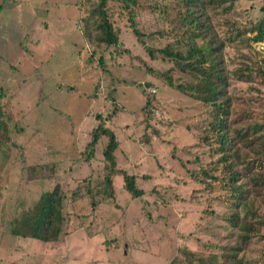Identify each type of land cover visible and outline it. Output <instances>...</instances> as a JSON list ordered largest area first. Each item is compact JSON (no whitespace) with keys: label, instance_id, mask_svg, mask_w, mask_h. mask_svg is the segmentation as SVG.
I'll return each mask as SVG.
<instances>
[{"label":"rangeland","instance_id":"374dc122","mask_svg":"<svg viewBox=\"0 0 264 264\" xmlns=\"http://www.w3.org/2000/svg\"><path fill=\"white\" fill-rule=\"evenodd\" d=\"M97 2L0 0V264H171L184 247L203 264H221L219 246L232 245L238 231L228 238L223 218L236 201L221 182L225 163L210 132L211 108L177 90L194 80L171 59L146 51L185 46L177 35L183 1L108 0L117 47L83 35ZM232 6L227 17H214L223 22L216 27L223 40L264 13V0ZM251 36L228 43L224 59L230 152L235 169L248 172L241 184L258 229L243 257L263 264L264 224L257 222H264V79L256 70L264 42L261 50ZM246 66L251 80L238 81L232 72ZM100 123L115 134L117 168L138 176L141 198L125 191L122 176L113 178L114 192L105 187L108 140H99L92 158L87 148ZM55 185L64 195L58 241L14 235L23 214Z\"/></svg>","mask_w":264,"mask_h":264},{"label":"trees","instance_id":"16d2710c","mask_svg":"<svg viewBox=\"0 0 264 264\" xmlns=\"http://www.w3.org/2000/svg\"><path fill=\"white\" fill-rule=\"evenodd\" d=\"M182 1L184 14L181 17L180 24L183 29L177 35L180 41L185 38V46L180 45V49H174L173 51L168 48L160 50L146 48V51L149 57L154 60L156 53L161 54L163 59H171L175 69H178L182 74L189 75L194 80L193 84L178 85L177 90L197 102L208 104L211 108L213 120L210 132H213L215 135L214 141L219 145L216 150L221 155L218 162L225 163L226 176L224 180L221 179V182H227V186H223V188H227L231 192V197L236 201V210L226 219L223 218L228 225L227 227L231 230L228 238H233V230L238 231L236 235L238 239L234 240L232 245L219 246L221 252L215 256L220 258L221 264H247L243 253L248 248L250 238L257 235L258 229L251 221L253 217L255 218L256 211L249 208L254 207L250 202V193L241 184V181L247 177L248 172L245 171V174H243L235 169L236 160L234 158L236 154L230 152L229 121L232 112L231 98L228 97L229 72L224 59V49L228 46V43H234L243 33H250L252 36L247 41L263 50L264 13L262 18L250 22L248 29H244L242 32L237 29L234 32L228 30L229 35L223 40L216 28L223 26V22L218 20L214 23V17L216 15L227 17L233 9L232 3L235 0ZM112 16L108 0H98L93 5L90 16L85 21L83 29L85 39L97 46L117 47L119 32L114 28ZM130 27H133V24ZM133 32L139 36V31L134 29ZM180 41L178 40L179 43H177L181 44ZM251 73H253V70L247 66L232 72L236 79L241 82H249L252 78ZM256 73L264 79V57L258 60ZM167 80L169 87H172L171 79L167 78ZM246 135L239 134L238 137L243 138ZM102 137H106L108 140L103 149V159L106 163V176L103 179L105 187L114 192L113 178L122 176L125 191L133 199L141 198L144 195V190L139 189L136 185L138 176L128 175L125 170L117 168L114 152L118 147V142L113 131L108 127L101 126V123L95 128L87 144L89 157H93L94 150ZM207 139L205 137V140ZM258 140L264 148V139L261 137ZM63 202L64 195L59 185H55L52 191L43 192L33 209L24 213L21 220L17 222V228L13 232L14 235L29 237L42 243L57 242L63 231ZM240 214L244 216L241 217ZM248 215H251V219H248ZM257 223L259 226L264 224V222ZM196 260L203 264L202 260L197 259L195 252L184 247L181 255L177 256L171 264H194Z\"/></svg>","mask_w":264,"mask_h":264},{"label":"water","instance_id":"95a60500","mask_svg":"<svg viewBox=\"0 0 264 264\" xmlns=\"http://www.w3.org/2000/svg\"><path fill=\"white\" fill-rule=\"evenodd\" d=\"M261 10L264 11V8H262ZM144 86H145V88H149L151 86V84L150 83H146Z\"/></svg>","mask_w":264,"mask_h":264},{"label":"built area","instance_id":"2783aa9c","mask_svg":"<svg viewBox=\"0 0 264 264\" xmlns=\"http://www.w3.org/2000/svg\"><path fill=\"white\" fill-rule=\"evenodd\" d=\"M150 93H152V94H153V93H155V91H154L153 89H150Z\"/></svg>","mask_w":264,"mask_h":264}]
</instances>
